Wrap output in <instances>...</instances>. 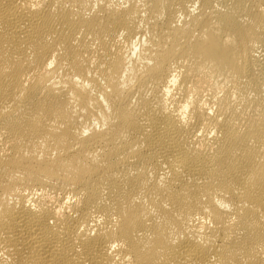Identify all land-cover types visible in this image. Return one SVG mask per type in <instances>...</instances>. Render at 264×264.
Returning a JSON list of instances; mask_svg holds the SVG:
<instances>
[{
  "label": "bare ground",
  "instance_id": "1",
  "mask_svg": "<svg viewBox=\"0 0 264 264\" xmlns=\"http://www.w3.org/2000/svg\"><path fill=\"white\" fill-rule=\"evenodd\" d=\"M0 264H264V0H0Z\"/></svg>",
  "mask_w": 264,
  "mask_h": 264
}]
</instances>
